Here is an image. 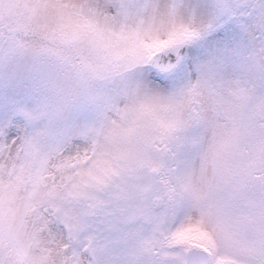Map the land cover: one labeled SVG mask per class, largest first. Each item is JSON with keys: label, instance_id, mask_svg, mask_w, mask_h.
I'll return each instance as SVG.
<instances>
[{"label": "snow or ice", "instance_id": "6c2138e0", "mask_svg": "<svg viewBox=\"0 0 264 264\" xmlns=\"http://www.w3.org/2000/svg\"><path fill=\"white\" fill-rule=\"evenodd\" d=\"M0 264H264V0H0Z\"/></svg>", "mask_w": 264, "mask_h": 264}]
</instances>
